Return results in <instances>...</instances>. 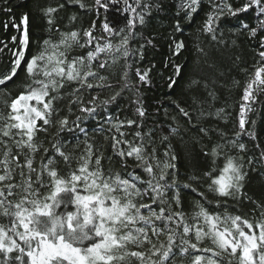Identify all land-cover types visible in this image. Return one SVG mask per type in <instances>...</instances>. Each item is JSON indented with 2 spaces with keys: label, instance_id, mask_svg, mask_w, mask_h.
<instances>
[{
  "label": "snow or ice",
  "instance_id": "1",
  "mask_svg": "<svg viewBox=\"0 0 264 264\" xmlns=\"http://www.w3.org/2000/svg\"><path fill=\"white\" fill-rule=\"evenodd\" d=\"M67 2L78 4L81 9L86 7L81 0ZM121 3L122 9L119 6ZM199 5L200 0H181L180 7L186 11L188 18H192ZM209 5L211 11L202 31L210 34L214 41L218 40L216 31L222 19L238 17L253 7L260 13L256 27L247 23H241L240 27L248 31L250 37L264 31V0H245L240 7H233L230 0H209ZM63 7L64 4H60L41 9L49 33L56 23L54 14ZM162 7L163 0H94L88 10L94 11L97 18L101 10L105 13L100 22L103 35H94L97 20L92 21L91 27L81 30L60 31L56 27L59 40L53 42L51 35L38 39V51L31 58L26 57L30 44L28 14L21 16L20 24L13 23L12 26L17 29L23 25L24 30L19 36L20 47L12 51L10 72L0 76V89L5 90L2 102L6 109V114L0 111V217L8 221L7 224H0V264H130L132 258L139 264H166L176 254V249L181 256H187L190 249L203 253L195 255L191 264H224L225 256L229 257L228 264H264V213L261 219L252 222L227 211L210 212L197 201L198 210L191 216L195 222L189 223L182 210L174 211L173 208H182V192H197L193 184L200 183L201 178L193 174L188 182L181 184L177 179V165L171 162L178 159L176 155H170L171 145L164 153L168 160L161 166L156 148L148 153V145L140 132L135 134L139 143L123 139L126 133L120 128L124 122L113 126L119 138L116 135L111 137L112 150L123 162L124 168H127V159L134 158L136 168L142 170L147 179L135 170L113 174L108 169L105 172L102 164L104 157L97 154L91 144H87L79 156L73 157L63 150V142L57 141L51 145L54 154L48 155L50 149L44 148L45 156L41 157L39 169L34 167L35 154L41 148L37 143V134L46 132L47 126L54 123V117L59 114L56 101L62 99L60 92L66 85H77L69 99V112L79 105L80 115L73 121L68 116L56 120L59 131L78 132L87 138L88 129L81 124L95 119L98 125L95 131H103L100 119L111 122V116L103 114L108 112L111 104L118 102L124 89L134 87L128 83L127 70L122 76V90L109 98L100 100L94 95L85 102L81 94L85 89L113 87L106 83V76L100 75V70L109 67V61L101 60V55L109 57L112 64H116L121 57L127 63L133 55L129 39L136 35V27L143 26ZM113 9L118 15L127 14L124 27H117L114 21L108 19L107 13ZM5 11L10 12L11 9L6 8ZM75 19V16L70 17V21ZM173 28L169 46L172 55L178 56L185 47L183 41L175 40V33L182 31L179 20ZM117 38L118 42L113 43ZM16 39V36L12 37L13 42ZM153 39H147L145 44L140 45L141 58L145 46L152 45ZM259 44L264 49V36L260 37ZM74 48L89 50L86 55L70 56ZM258 56V66L254 67L243 88L238 130L231 138L225 135L224 142L213 146L210 153H204L210 154L214 163L215 158L226 157L218 175L213 174L217 171L215 168L203 174L210 180L209 190L225 201L231 198L239 202L245 198L243 188L248 173L244 169L243 157L227 155V152L231 149L240 153L246 151V145L239 142L243 134L256 138L255 132L246 129V124L258 94L264 93V50L259 51ZM21 67H24L29 82L13 96L7 86ZM172 67L175 74H181L180 65L172 64ZM150 72L151 68L136 69L139 85L151 82ZM92 80L97 83L90 82ZM175 83L170 77L167 86L172 88ZM192 84L196 85L198 81L194 80ZM137 103L140 101L137 100ZM176 107L191 123V113L178 104ZM137 113L141 118L146 114L142 106L137 108ZM222 113L223 109L218 110L217 117ZM200 115L205 116L203 110ZM135 123V120L127 121L129 127ZM252 123L255 124V121ZM176 131L171 129L172 133ZM209 131L199 127L202 135L206 136ZM168 139V136L162 138L164 142ZM58 158H62L69 167L75 158L78 167L63 175L57 167ZM259 159L264 162V151ZM253 162L254 158L247 160L249 165ZM170 174L171 181L168 179ZM17 175L19 181L15 179ZM42 189L47 191L42 192ZM198 195L206 199L204 193ZM144 198L150 199L151 203H137ZM157 203L159 211L155 209ZM217 207L227 208L228 205L217 200ZM164 233H167V244L157 247L153 237L158 238ZM192 235L196 242L191 241ZM206 239L211 241L212 247L200 248L199 244ZM132 247L138 250L129 251Z\"/></svg>",
  "mask_w": 264,
  "mask_h": 264
},
{
  "label": "trees",
  "instance_id": "2",
  "mask_svg": "<svg viewBox=\"0 0 264 264\" xmlns=\"http://www.w3.org/2000/svg\"><path fill=\"white\" fill-rule=\"evenodd\" d=\"M81 2L86 6L84 9H81L78 4L68 3L67 0H0V76L10 72L12 51L20 47L19 36L23 32L24 26L21 25L17 29L12 25L13 23L20 24L21 16L24 13H27L29 17L30 44L26 50L27 58H31L38 51V39L43 40L51 35L53 42L59 40V32L56 31V27H59L60 31L81 30L91 27L92 21L97 20L94 35L96 37L103 35L100 22L103 21L105 13L101 10L100 16L97 18L94 11L88 10L94 4V0H81ZM230 2L233 7H240L245 0H230ZM60 4H64V7L54 14L56 23L53 25L52 32L49 33L41 9L48 6L56 7ZM180 4L181 0H163V7L159 13L154 12L151 19L146 20L143 26L136 27V35L129 39V48L133 55L127 63L121 57L116 64H112L109 57L101 55V60L109 61V67L100 70V75L106 76V83L113 87H106L103 90L85 89L81 94L85 102L94 95L99 96L100 100H104L116 92H120L124 85L122 76L125 70L128 71V83L134 86L124 89L118 102L111 104L108 112L103 114L110 115L112 118L110 123L100 119L103 131H95L98 126L95 119L81 124L82 127L88 129L87 138L78 132L59 131L58 125L55 124L56 120L68 116L69 120L73 121L77 115H80L79 105H76L71 113L69 112V99H71L72 89L77 85L72 83L61 90L62 99L56 101L59 114L54 117V123L47 126L46 132L41 131L37 134V143L41 145V148L35 154L34 167L39 169L41 157L45 156L44 148L50 149L48 155L54 154L51 145L57 141H62L63 150L73 157L79 156L85 150L86 145L91 144L97 154L103 155L102 164L105 172L108 169H111L113 174L135 170L143 179H147L142 170L136 168L134 158H128L127 168H124L123 162L112 150L111 137L116 135L119 138V134L113 126L124 122L120 128L121 132L126 133L123 139L139 143V138L135 134L140 132L144 136L145 144L148 145L147 152L151 153L152 148H156V157L161 161V166L168 160L164 153L171 145L170 155L174 154L178 157L176 161L171 162L177 165L179 171L177 179L181 184L188 182V178L193 174L201 178L200 183L193 184L197 192H182V208H173L174 211L182 210L189 223L195 222L191 216L194 211L198 210L197 201L210 212L224 213L227 211L231 215H241L255 222L261 219V215L264 213V162L259 159L261 152L264 151V93L258 94L256 102L252 105L253 111L247 117L246 129L255 132L256 138L253 139L247 134H243L239 138V142L246 145V151L240 153L236 149H231L227 152V155L243 157L244 169L248 173L243 188L245 198L239 202L231 198H227L225 201L224 198L218 197L216 193L209 190L210 180L204 178L203 174L214 168L217 171L213 174H219L218 169L223 167L226 157L221 155L215 158L214 163V158L210 154L205 155L204 153H210L213 146L224 142L225 135L231 138L238 130V113L242 102L243 88L250 74L254 72V67L258 66L257 61L260 59L258 52L264 50L259 44L260 37L264 36V31H258L255 37H250L248 31L242 30L240 25L247 23L250 27H256L257 17L260 16V13L253 7L238 17L222 19L216 31L218 40L214 41L210 34L202 31L207 15L211 11L209 0H200L198 11L193 14L192 18H188ZM119 6L122 9L123 3ZM6 8H10L11 11H5ZM73 16L76 17L75 21H70V17ZM107 16L110 21L115 22L117 27L126 25L127 14L118 15L113 9L107 13ZM13 18L15 19L13 20ZM177 20L180 22L182 31L175 33V40L183 41L185 47L178 56H173L169 45L174 33L173 25ZM5 24L8 26L5 27ZM13 36L17 37L15 42L12 40ZM152 38H154L153 44L145 46L144 55L141 58L140 45ZM83 39L81 32L82 43ZM118 39H114L113 43H117ZM88 50V48H74L70 56L86 55ZM172 64L181 66V74L174 73ZM137 68L142 70L151 68L150 83L139 85L135 75ZM170 77L176 81L172 88L167 86ZM194 80L198 81V84L193 85L192 81ZM27 82H29L27 74L24 67H21L18 69V75L8 84L7 90L15 96L23 90V85ZM90 82L97 83L96 80ZM4 91V89H0V111L6 114L2 102ZM137 100L140 101L139 104ZM177 104L191 113V123L179 112ZM141 106L146 113L143 118L139 117L137 113V108ZM220 109H223V113L217 117L216 113ZM201 110L205 113L203 117L200 115ZM208 113L211 115H207ZM128 120H135L136 123L129 127ZM252 121H255V124ZM38 123L42 124V122ZM201 126L210 130L206 136L199 132ZM172 128L177 131L172 133ZM164 136L169 137L167 142L162 140ZM150 141L151 143H149ZM122 147L126 149V146L122 145ZM250 157L254 158L251 165L247 163ZM21 161H23V157H21ZM57 167L61 174L66 175L67 171L78 167V165L75 158L70 167L64 164L62 158H58ZM15 179L19 181V176L17 175ZM168 179L171 181V174ZM41 191L46 192L47 190L42 189ZM198 193H204L206 199L199 196ZM217 200H220L222 204L226 202L228 207H217ZM137 203H151V201L144 198L138 200ZM159 207L160 205L157 203L156 211H159ZM144 214L147 215V211H144ZM7 223L6 218L0 217V224ZM190 239L192 242H196L194 235ZM153 243L157 247H160L162 243L166 245L167 233L161 234L158 238L153 237ZM199 247H212L211 241L206 239L199 244ZM135 250L138 249L134 247L129 249V251ZM174 251L176 254L166 264H191L195 255L203 254L190 249L187 256H181L178 249ZM228 260L229 257L225 256L224 264H228ZM130 264H139V262L132 258Z\"/></svg>",
  "mask_w": 264,
  "mask_h": 264
}]
</instances>
